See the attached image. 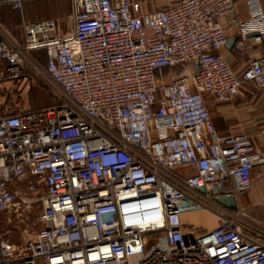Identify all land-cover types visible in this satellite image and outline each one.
I'll list each match as a JSON object with an SVG mask.
<instances>
[{
  "label": "built area",
  "instance_id": "built-area-1",
  "mask_svg": "<svg viewBox=\"0 0 264 264\" xmlns=\"http://www.w3.org/2000/svg\"><path fill=\"white\" fill-rule=\"evenodd\" d=\"M249 5L240 43L251 33L264 43V9ZM235 10V0L148 12L140 0H72L66 33L56 18L25 21L19 44L0 31V84L30 80V52L43 48L66 97L0 115V264H264V233L217 200L251 189L264 152L218 129L205 97L229 101L249 82L264 95V55L239 75L223 54L219 19ZM202 211L217 225L183 219Z\"/></svg>",
  "mask_w": 264,
  "mask_h": 264
},
{
  "label": "crops",
  "instance_id": "crops-1",
  "mask_svg": "<svg viewBox=\"0 0 264 264\" xmlns=\"http://www.w3.org/2000/svg\"><path fill=\"white\" fill-rule=\"evenodd\" d=\"M140 1L145 12L155 10L165 3V0ZM235 2V12L231 15L220 17L219 20L226 29L229 40L232 38L236 39L232 45H229L228 41L226 47L223 49V54L233 70L240 75L252 59L264 55V43H256L251 33L244 44L241 45L242 39L238 23L245 22L251 17V9L249 0H235ZM259 2L264 9V0H259ZM56 19L59 20V18ZM0 31L5 39L20 43L8 30L1 26ZM205 97L213 121L218 129L232 133H246L264 152V95L254 83L249 82L243 85L239 95L229 101H220L210 95H206ZM191 170L190 167L185 166L177 168L175 173L183 175ZM231 187V184L227 185V188ZM258 191L262 192V195H259L257 198V203H260L259 200L264 199V158L253 169L251 189L244 194L234 192L238 209L233 210L239 216L253 221V223L247 222L253 227V229L249 230L262 231L264 233V206L261 209L251 211L249 207L250 203L247 200L248 194L253 193L257 197ZM202 213L214 219V224L208 228L214 227L215 222H217L216 216L206 211ZM187 215L183 217L185 222Z\"/></svg>",
  "mask_w": 264,
  "mask_h": 264
},
{
  "label": "rangeland",
  "instance_id": "rangeland-1",
  "mask_svg": "<svg viewBox=\"0 0 264 264\" xmlns=\"http://www.w3.org/2000/svg\"><path fill=\"white\" fill-rule=\"evenodd\" d=\"M23 12L24 17L28 21L59 18L61 30L63 33H66L70 27L72 0H35L34 2L26 4ZM16 15L17 13L11 7H0V26L8 30L9 33L17 39V36H20L21 32L19 25L16 23ZM2 16H4V20ZM44 68V65L38 62H35V65L27 63L25 73L29 76L30 80H10L0 84V114L14 109L39 110L50 108L60 105L64 102V99L66 100L62 91L46 75ZM8 93L11 95L10 98H7ZM248 195L247 200L250 203L249 207L251 211L261 209L264 206V199L259 200L260 203H257V198L259 195H262L261 191H258L257 197L253 193ZM202 212L188 214L185 217L186 223H193L202 228L212 226L214 224V219ZM236 215L239 217V222L244 228L253 229V227L247 223H253V221L246 217L239 216L238 214ZM0 224L7 227L4 222V215L2 214H0ZM216 225L217 222H215V226ZM12 239L16 242L19 241V237H16L15 234L12 236ZM147 239H155V236L149 235Z\"/></svg>",
  "mask_w": 264,
  "mask_h": 264
},
{
  "label": "trees",
  "instance_id": "trees-1",
  "mask_svg": "<svg viewBox=\"0 0 264 264\" xmlns=\"http://www.w3.org/2000/svg\"><path fill=\"white\" fill-rule=\"evenodd\" d=\"M34 1L26 2L22 9H14L10 4H0V7L9 6L17 13V15L15 17L16 21H17L16 23H17V25H19L20 32H21L20 36H17V39L20 40V43L24 42V23L26 21V18L24 17V12H23L24 11V7H25L26 4L34 2ZM2 17H3L2 19L4 20V16H2ZM30 57L33 59L34 62H38L39 64L44 65V67L46 68V66H47V55H46L45 49L40 48V49L32 50L30 52ZM10 97H11V95L8 93L7 94V98H10ZM64 101H65V99H64ZM17 111H20V110L14 109L12 111H7V112H4V113H1L0 115L5 114V113H10V112H17Z\"/></svg>",
  "mask_w": 264,
  "mask_h": 264
},
{
  "label": "water",
  "instance_id": "water-1",
  "mask_svg": "<svg viewBox=\"0 0 264 264\" xmlns=\"http://www.w3.org/2000/svg\"><path fill=\"white\" fill-rule=\"evenodd\" d=\"M235 38H232L229 40V45H232L235 42ZM134 145L136 147H139V143L135 142ZM202 191H205L204 188H201ZM225 196L223 197H218L217 200L224 205L225 207L229 208L230 210H237L238 206H237V201H236V196L232 191H226L225 192Z\"/></svg>",
  "mask_w": 264,
  "mask_h": 264
}]
</instances>
